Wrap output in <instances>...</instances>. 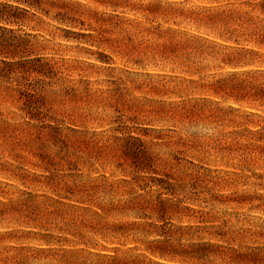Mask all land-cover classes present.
Listing matches in <instances>:
<instances>
[{"label":"rangeland","instance_id":"obj_1","mask_svg":"<svg viewBox=\"0 0 264 264\" xmlns=\"http://www.w3.org/2000/svg\"><path fill=\"white\" fill-rule=\"evenodd\" d=\"M50 1L0 24V264H264L247 7Z\"/></svg>","mask_w":264,"mask_h":264},{"label":"trees","instance_id":"obj_2","mask_svg":"<svg viewBox=\"0 0 264 264\" xmlns=\"http://www.w3.org/2000/svg\"><path fill=\"white\" fill-rule=\"evenodd\" d=\"M215 3L216 0H209ZM238 2L247 7L245 10L228 13L230 19L238 20L236 28L232 29L228 23H224L222 36L232 39L236 34L244 36L247 41H252L255 45L264 50V0H230ZM253 1V2H252ZM50 0H0V24L13 25L26 16L32 10L45 12L47 3ZM256 14V15H254ZM253 89L254 84H249ZM158 210L163 211L167 200H162L160 195L156 197ZM172 202V201H171Z\"/></svg>","mask_w":264,"mask_h":264}]
</instances>
